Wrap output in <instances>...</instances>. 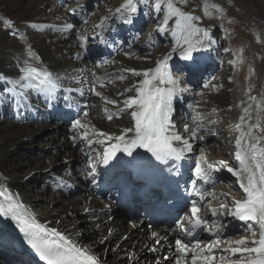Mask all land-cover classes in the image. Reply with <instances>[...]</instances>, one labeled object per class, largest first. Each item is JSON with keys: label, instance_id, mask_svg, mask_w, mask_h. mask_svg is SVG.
Returning a JSON list of instances; mask_svg holds the SVG:
<instances>
[{"label": "bare ground", "instance_id": "1", "mask_svg": "<svg viewBox=\"0 0 264 264\" xmlns=\"http://www.w3.org/2000/svg\"><path fill=\"white\" fill-rule=\"evenodd\" d=\"M113 1L87 0L79 4L71 1L73 6L78 5L77 9L72 12V16L81 26L79 31L75 32L73 28H63L64 24L73 25V22L65 11L62 13L65 16L63 18L55 15L57 12L52 11L50 0H29L28 2L19 0L17 4H14L12 0H0V9L4 10L3 14L14 20V27L17 28L18 34L24 35L22 41H17L12 37H4L6 38L4 39L0 33V74L6 77L0 79V188L8 189L14 199L23 205L24 210L35 216L39 223L50 229H56L80 247H85L79 243L84 236L79 228L83 227L88 238H95L94 247L96 249L102 247L100 245L102 242L103 246L108 247L105 258L115 259L117 264H147L148 261V264H154L162 253L167 254L165 263L169 264L168 259L171 255L163 248L172 239L181 240L190 247L197 242L201 246L207 245L216 239L215 233L217 232L221 240L225 242L235 241L245 236L251 239L252 236L246 223L227 214L232 208V201L246 198L240 179L228 169L238 170L240 168L239 161L235 158L238 133L233 125L238 122L247 104H253L255 108L254 103L248 101L246 93L257 96L258 99L264 97V0L247 1V3H255L258 8L263 5L261 9H258L260 11L256 10L249 16L250 29L246 28L249 23L246 20L247 12L242 13V10L236 13V16L242 22L246 20L245 26L229 30L221 28L223 38L228 42L227 48L231 50V56L227 57L226 61L229 60L233 65L227 71L228 88L231 95L227 104L221 106L224 111L228 108V112L223 114V117L229 127V137L225 138L223 143L229 145L230 149L219 150V143L212 136L213 133H209V130L215 129L218 132L217 136L220 137L225 135V131L219 124L209 127L210 118L208 117L210 116L207 114H204L201 120L204 124L198 128L188 123L184 117L179 116L171 120L170 115L174 131L192 144V150L185 151L183 154L186 159H190L194 153L193 148L198 141L197 138L192 139V133L195 132V134L202 133L206 138L205 143L209 151L216 153L219 150L216 154H219L220 159L226 163L209 170L210 179L207 183L203 179H193L192 182V184H197V190L203 195V199L195 195L193 201L195 200L200 206L201 215L208 222L206 227L198 230V226L193 227L189 222L190 204L187 214L182 219L184 228L165 231L160 229L162 227L148 229L140 219H125V215L118 214L115 205L104 199L96 198L94 191L90 190L89 185L85 183L90 178L95 180L102 176L104 148L114 142L98 143L97 141L103 138L93 133L106 132L120 135L124 128L134 126L131 109H129V115L123 112L115 115L121 109L117 107V104H123L128 96L135 94L134 91L122 92L123 95L115 91L132 88L143 77L133 75L131 72H123V70L142 71L153 68L155 62L165 55H170L169 64H172L182 59L180 53L183 48L187 47L183 44L184 33L177 28L175 17L169 20L163 31L159 30L167 14L166 0H154L153 7L149 5V0H144L140 4H138L140 0H135L137 11L135 13L125 12L123 17L116 12L121 2L114 3ZM95 6L100 13L94 16L93 14L88 15L89 8ZM234 6H227L225 10H231ZM194 7L191 6V9L193 10ZM162 9L165 11L162 12ZM182 10L184 11V8ZM148 13H154V15L147 17ZM208 16L204 15V18L201 16V21L196 20L195 22L198 25H203V23L211 25L212 20ZM127 19H130L131 23H125ZM89 21L92 22V28L98 31L96 35L89 34L84 27L83 24ZM217 23L222 25L221 20ZM33 24L44 27L34 28ZM100 24H103V28L97 27ZM145 24L154 25L152 34L137 36L136 30H140ZM168 26L172 27L166 35L170 38V42H164V48L158 53L155 61H151L150 52L160 45L159 36L166 32ZM27 28L31 29L30 32L25 31ZM122 29L129 32L124 42L121 39ZM250 32L254 34L253 37ZM81 37L85 39L81 41ZM213 38L212 34H209L206 39H210L208 43H215ZM192 39L195 40L196 37ZM251 39L253 41H250ZM84 42H87L88 54L83 53L79 47ZM29 46L39 59L28 55ZM99 47L103 50L114 49L113 59H108V56L103 55ZM241 49H243L242 53ZM192 55L195 63L187 60L184 63L192 64V72L189 70L188 73L192 74L190 80L195 75L194 81L204 68L219 60L218 50L211 45L204 46L202 49L200 47L199 51L193 52ZM25 60L51 72L56 87L51 91L45 86H41L39 90L21 89L15 81L22 76L20 68ZM198 62L202 63L203 67H200L201 64L198 65ZM107 63L110 64L103 66ZM114 74H122L130 80L125 83L118 77L120 81H112L110 86L105 81V86L102 87L100 93L101 86L96 82L95 77L113 79ZM67 77L69 80L65 79ZM29 82L38 83L35 79L21 81V83ZM93 84H96L95 92L92 90ZM250 86L251 91L249 92ZM180 87L184 88L185 84L180 82ZM69 89L73 91H68ZM76 89L79 91H75ZM193 89L191 93L194 92ZM20 92L24 95L21 96ZM96 92L100 95H96ZM180 93L173 98V110L175 99ZM105 98L118 103H106ZM242 101L247 103H241ZM213 102L216 103L217 100ZM105 108L109 113H113V119H107L103 111ZM85 111L88 112L87 116L84 115ZM13 112L14 114H11ZM76 112L79 113L77 119L88 125L87 128H73V122L77 120L74 119ZM252 115L255 118L256 112L253 111ZM261 115L264 116V113ZM205 117L208 119H204ZM252 122L254 120L249 121V123ZM261 123L264 124V119ZM244 128L246 130L247 125H244ZM85 131L89 134L88 138L82 137ZM89 139L93 141L91 145L88 143ZM27 144H29L28 148L34 147V150H24ZM174 145L178 148L183 147L182 142L178 141L174 142ZM244 147H247V144H244ZM76 150L81 151V155ZM143 152L144 148L137 147L133 155L143 154ZM128 158L126 153L117 152L115 157L110 159V167L124 165ZM90 160L95 163L94 178L89 176L92 171ZM74 166L78 167L75 171ZM229 180L235 184H231ZM218 182L223 194L215 187ZM244 182L246 183V180ZM29 185L32 186L29 187ZM3 199L4 197L0 196V200ZM221 203H226L228 209H221L219 207ZM211 209L216 210V215L212 214ZM213 223L217 227L209 232L207 228ZM0 225L2 226L0 228V256L4 255L5 259L16 261V264H32L26 252V247H31V245L16 222L10 217L0 216ZM256 231L258 237V226ZM153 232L157 233L156 237H153ZM154 240H160L159 244L154 245ZM153 248L156 250L152 251ZM178 255L179 253L176 254ZM215 255L219 258L221 255L228 256L229 254L215 250ZM98 259L100 264H105L101 257ZM0 264L7 263L0 259Z\"/></svg>", "mask_w": 264, "mask_h": 264}, {"label": "snow or ice", "instance_id": "2", "mask_svg": "<svg viewBox=\"0 0 264 264\" xmlns=\"http://www.w3.org/2000/svg\"><path fill=\"white\" fill-rule=\"evenodd\" d=\"M141 3L144 0H140ZM186 0H180V3H185ZM167 14L162 22L160 31H163L167 26L169 20L175 17V23L184 33L183 44L187 47L183 48L180 55L181 58L195 63V58L192 53L199 51L200 47H204V39L208 37L207 29H201L195 21L199 17L193 16L190 12H185L182 8L178 7L175 0H166ZM137 11V4L135 0H124L116 12L120 17L124 16L125 12L135 13ZM205 14L207 12V5H205ZM5 26H11L10 19H4ZM125 23H131L130 19L125 20ZM32 27L40 28L43 25L33 24ZM73 25L64 24L63 28L71 29ZM103 28V24L97 25ZM15 34V33H14ZM196 37L195 40L192 38ZM81 41L85 38L81 37ZM179 43V41H178ZM199 45V47H197ZM175 51V49H173ZM241 53L243 49L240 50ZM28 55L34 57L35 53L28 48ZM39 59L38 56H35ZM170 55H165L162 59L155 62V67L138 71L136 69H124L123 72H131L133 75L142 76L143 79L139 80L132 88H126L124 91H134V95L128 96L124 101V108L120 109L115 115L120 112L131 109V117L134 120V126L124 128L120 135L109 134L106 132H94L93 134L102 137L98 143L105 141H114L109 143L104 148L102 162L108 164L110 159L115 157L117 152H124L128 156L133 155V151L139 147L144 148L147 152L151 153L158 161H166L169 158H180L185 151L192 150V144L188 139L183 138L180 134L176 133L170 121V115L173 111V98L179 93L187 91L186 88L180 87V81L173 78L170 70L169 60ZM242 59V56H241ZM22 76L16 80L15 83L19 84L21 89L35 88L39 90L41 86H45L49 91L56 87L53 81V74L47 70L34 66L29 60L23 62L20 68ZM0 74V79H5ZM35 79L38 83L33 84L21 83L22 80L32 81ZM96 82L101 87L105 86V80L111 82L109 77H95ZM119 79H125L124 75H120ZM96 84H93L92 90L95 92ZM68 91H73L69 89ZM75 91H79L76 89ZM251 86L249 87V92ZM21 96L23 92L19 93ZM123 95V93H118ZM96 95H100L96 92ZM248 101L253 104H247L243 108L242 115L236 124L233 125L234 130L238 133L236 138L237 151L235 158L239 161L240 168L228 170L237 176L241 181V187L246 193V198L242 200L232 201V208L227 214L244 221L247 225L248 231L251 233L252 238L247 236L241 237L235 241H222L219 233H215L216 239L201 246L197 242L193 246H189L181 240H176V252L179 253L175 258V264H264V124L261 120L264 116V97L258 99L257 96L248 95ZM106 103L117 104L115 100H108L105 98ZM241 103H247L242 101ZM107 119H113V113H109L108 109H103ZM256 112L255 118L252 112ZM84 115L87 116L88 112L85 111ZM200 118V114H197ZM249 123V121H253ZM244 125H247L245 130ZM73 128L85 129L88 125L82 123L79 119L73 122ZM256 130V131H254ZM132 135H129V134ZM88 132L82 133L83 138H88ZM196 138L195 132L192 133V139ZM75 139V137H73ZM182 142L183 147L178 148L174 142ZM243 142V143H242ZM91 145L93 141L88 140ZM247 144V147H244ZM224 164V161L220 162ZM92 171L89 176L94 178L95 163L90 160ZM207 158H201V162H197L195 167V174L198 179H203L206 183L210 179L209 169L213 167L207 164ZM246 174V176L244 175ZM246 180V183L244 182ZM196 195L203 199L200 191H196ZM0 196L4 199L0 200V216L10 217L16 222L20 231L24 233L27 242L33 249L36 250L39 258L45 261L46 264H100L96 255H94L88 248L77 246L66 235H63L54 228H48L39 223L35 216L24 210L23 205L14 199L13 195L6 188H0ZM221 209H228L226 203L219 205ZM212 214L216 215V210L211 209ZM189 222L193 227H197L208 222L203 219L201 215V208L194 200L191 203ZM179 226L183 229V223ZM258 226L259 235L257 237L256 227ZM217 225L213 223L207 230L212 232ZM153 237L157 233H152ZM159 243V240H157ZM251 245V246H249ZM155 251L156 249H151ZM215 250L228 253V256L221 255L219 258L215 255ZM189 254L190 262H189ZM232 257H238L233 259Z\"/></svg>", "mask_w": 264, "mask_h": 264}, {"label": "rangeland", "instance_id": "3", "mask_svg": "<svg viewBox=\"0 0 264 264\" xmlns=\"http://www.w3.org/2000/svg\"><path fill=\"white\" fill-rule=\"evenodd\" d=\"M19 0H12V2L14 4H17ZM27 2L29 0H26ZM51 1V9L52 11H56L57 13H55V15H59L60 18L65 17L64 15H62V13L65 11L66 15L68 16L69 19H71V21L73 22V31H79L80 27L78 23L75 22V20L73 19V16L71 14L72 10H71V6L70 3L71 1H77L81 2L83 0H65L64 2L62 0H50ZM87 1V0H85ZM150 1V6H154L153 1L154 0H149ZM248 0H186L185 3H180V0H175L176 4L178 7L184 8L185 12H190L193 16L195 17H199L200 19H198L197 21H201V16L204 18L208 16L209 18L211 17V25H198L196 22V24L201 28V29H207L208 31V35L212 34V37H214V42L215 43H208L210 39H204V46L208 47V45L215 47L218 50V56H219V60H217L215 62V64L213 63L211 66L206 67L203 69V71L199 74V76L197 77L196 81L194 76L192 77L193 79L191 80H187V84L185 85V88L187 89V91L182 92L179 97L176 99L175 103H174V111L171 114V119H175L177 117H184V119L187 120L188 123L192 124L193 126H195L196 128L201 127V125L204 124V122L202 123V119H203V115L207 114V116H210L208 118H210V123L208 124L209 127L210 126H215L217 124L221 125V129H223L225 131V135L223 137L217 136L218 132L215 131V129H210L209 133H213V137L215 138V140L217 141V143H219V150H229L230 147L226 146L223 141L225 140V138L229 137L228 133H229V127L227 126V122L226 119L223 117V114H226L228 112V108L224 110H222V105L224 106L225 104H227V101L231 95L229 88H228V84H229V79L227 76V71L230 70L232 68V64L228 63V61H226L227 57H230L231 55V50L227 48L228 42L226 41L227 39L223 38V31L221 30V28H224L226 30L229 29H238V28H242V26L246 25V20H248V24L246 28L250 29L251 23H250V18L249 16H251L252 14H254L257 11H260L258 9H261L263 7L258 8L256 6V4H251V3H247ZM114 3H119L121 2L119 5L121 6V4L124 3V0H114ZM99 4V3H98ZM138 4H140V1H138ZM205 5H208L209 7H207V12L209 13L208 15L205 14ZM231 5H235L234 8H232L231 10H225L227 6H231ZM191 6H195L194 9H191ZM113 8V7H112ZM111 8V9H112ZM110 9V10H111ZM76 10V9H75ZM74 10V11H75ZM201 10V11H199ZM242 10L243 12H247L246 16L247 19L245 21H241L239 19V17L236 16V13L238 14L239 11ZM73 11V12H74ZM165 11V9H164ZM162 9V12H164ZM4 10L0 9V33H2L3 38L6 37H12L15 38L17 41H22V39L24 38L21 33L20 35L18 34L19 32L17 31V28L15 29L14 27V23H12L11 26H5L3 23L4 19H10L7 16H5ZM99 12V10L97 9V7H93L91 9V14L97 15ZM154 13H148V16L151 17L153 16ZM224 17V18H222ZM12 22L14 20L10 19ZM74 20V21H73ZM205 20V19H204ZM221 20V26L218 25V21ZM252 21V18H251ZM92 26V24H89L87 26V29ZM150 26V27H149ZM147 28V26L145 25V28H143L140 31V34L142 35H147L149 33L150 28H152L153 25H149ZM9 29V30H8ZM29 29V30H28ZM148 29V30H147ZM30 28H27L25 31L26 32H30ZM172 30L171 26L167 27L166 32L163 35H160V45L156 46L151 52H150V60L151 61H155V59L158 56V53L164 48V45L166 43L170 42V38H168L166 35ZM248 30V29H247ZM152 32H153V28H152ZM15 33V34H14ZM25 33V32H22ZM90 34H93V31H90ZM14 35V36H13ZM19 35V36H18ZM151 35V34H150ZM251 37L254 36V34H252L250 32ZM26 36V35H25ZM210 37V36H209ZM4 38V39H6ZM14 39V40H15ZM250 41H253V39H251ZM124 42V41H123ZM82 44V43H81ZM79 47H81V51H84V44L83 47L79 45ZM204 47H201V49ZM85 49L87 50V48L85 47ZM84 53V52H83ZM184 60L181 59L179 61H177L174 64H170V70L172 73H174V77L177 79H182V78H191L190 76L192 74L188 73V71L185 69V65L183 64ZM97 67V66H96ZM100 68V67H98ZM189 75V76H188ZM125 79H123V82L127 83L129 82L130 78H126V76H124ZM115 78V77H114ZM113 78V79H114ZM66 80H69V78H65ZM78 84V83H77ZM194 88V89H193ZM191 89L195 90V93L193 94L194 96L187 99H185V95L187 96L190 92ZM198 90V92H197ZM116 93H118V91H116ZM213 100H217V102H213ZM226 100V101H225ZM189 101V102H188ZM178 102L181 103L182 105H178ZM117 107H123L124 105H122V103L117 104ZM227 110V111H226ZM126 113H128L127 115H129L130 111L127 110L125 111ZM124 113V112H123ZM125 113V114H126ZM200 114V118H197V114ZM187 114V115H185ZM214 116V117H213ZM208 118H204V119H208ZM182 119V118H180ZM179 119V121H180ZM182 119V121L184 120ZM189 125V124H187ZM196 138L198 139V141L196 142V144L194 145V155L192 157L193 159V164H192V171L194 170L195 172V167L197 162H201V158L206 157L209 161H207V164H213V167H218L221 166L219 165L221 160L219 159V154H216L219 150L216 151V153H213L212 151H209L208 145L205 143V136L202 133H197L196 134ZM215 143V142H214ZM28 145L23 148L24 150L29 149V151H33L34 147L28 148ZM218 149V148H217ZM76 152H79L76 150ZM80 154V152H79ZM190 158V160H192ZM207 164H205L204 166L206 167ZM75 167V166H74ZM210 170V169H209ZM75 171V169H74ZM193 177H196V174H194ZM229 182L231 184H235L233 181L229 180ZM32 186V185H31ZM29 185V187H31ZM216 187V185H215ZM220 187V184L217 185V188ZM187 214V213H186ZM80 231L82 233H84V236L82 237V239L79 241V243H81L82 245H84L85 247H88V249L94 252V255H96L97 257H101L104 260L105 264H117V262L115 261V259H111V258H105V254L107 253L108 247L103 246L102 242H100V245L102 247H99L98 249H96L94 247L93 242L95 241V238H88L86 236V230L81 227L79 228ZM94 240V241H93ZM172 241V240H171ZM171 241L168 243V245H171L172 251L174 256H171L168 259V263L171 262V259L173 258V260L175 261L176 258V244L172 243ZM93 245V246H92ZM165 246L163 249L166 250V248L168 247ZM168 251V250H166ZM169 252V251H168ZM114 260V261H113ZM160 260V259H158ZM167 260V259H166ZM149 263V261L147 262V264ZM154 264H158V263H154ZM175 264V263H174Z\"/></svg>", "mask_w": 264, "mask_h": 264}]
</instances>
